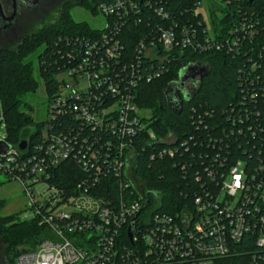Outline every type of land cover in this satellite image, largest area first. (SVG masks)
<instances>
[{
  "label": "built area",
  "instance_id": "1",
  "mask_svg": "<svg viewBox=\"0 0 264 264\" xmlns=\"http://www.w3.org/2000/svg\"><path fill=\"white\" fill-rule=\"evenodd\" d=\"M141 7L136 0L96 6L103 21L76 40L83 44L80 52H67L70 63L56 73L58 88L49 100L48 118L34 152L29 153L27 141L24 149L17 143L0 152V174L17 181L26 197L20 218L36 219L50 231L33 249L18 252L15 264H225L239 256L235 245L245 234L259 248L250 253V264H264V137L258 118L233 119V127L227 129L213 119L205 121L202 113H209L194 108L193 131L188 135L178 138L168 131L159 136L148 128L149 115H141L136 96L138 84L152 74L142 72L139 61L126 65L118 60L117 33ZM173 25L161 29L159 50L141 41L142 56L164 65L175 57L178 46L191 53L241 48L254 31L241 16L219 40L210 27L195 37L186 26L179 30L183 37L178 40ZM63 36L65 42L73 39ZM180 70L186 77L177 85L178 94L187 100L208 65L191 56L174 80ZM80 78L83 85L71 83ZM63 119L74 120L75 125ZM86 129L92 134L86 136ZM139 134H144L145 145L156 148L149 152L150 159L187 155L195 162L191 174L198 186L193 187L190 204L162 210L159 191L146 188L135 176L139 153L133 140ZM233 134H246L255 154L248 159L231 156ZM0 138L6 141L5 134ZM161 144L165 147L159 148ZM242 151L246 153L243 147ZM67 160L84 172L70 185L52 179L56 166ZM173 165L186 171L182 160Z\"/></svg>",
  "mask_w": 264,
  "mask_h": 264
},
{
  "label": "trees",
  "instance_id": "2",
  "mask_svg": "<svg viewBox=\"0 0 264 264\" xmlns=\"http://www.w3.org/2000/svg\"><path fill=\"white\" fill-rule=\"evenodd\" d=\"M90 1V10L97 13L98 4L112 0ZM136 1L141 3V11L131 13L120 32L117 33L120 44L118 60L126 65L131 61H139L141 71L152 74L149 80L144 78L138 84L136 96L138 107L149 110L146 120L148 128L159 136H164L171 131L181 138L193 131L190 118L195 108L201 112L205 109L209 113V116L202 113L205 121H208V118L213 119L227 129L233 127V119L258 118V129H262L261 136L264 137V0H220L222 2L219 8L220 15L210 13L209 27L213 38L218 40L228 33L230 27L240 21L241 16H245L254 26L253 37L250 41L243 43L241 48L230 46L221 50L212 48L191 53L186 52L184 47L178 46L175 49V57L164 65L142 56L139 52V43L143 41L146 46L154 45L159 50L161 29L173 24L176 25L175 32L178 40L183 37L179 33L183 26L188 27L189 35L193 34L195 37L204 35L207 32V25L202 13L197 11L200 0H148L149 4L145 3L146 0ZM88 29L87 25L74 22L70 14L65 12L60 15L58 23L43 30V37H41L42 32H36L25 46L23 44L17 50L2 54L0 59L1 119L6 128V142L10 145H16L24 139L27 141L29 153H33L44 121H33L30 114H24L23 106L27 105L20 97L28 91L35 90L36 81L33 72L32 74L28 72L29 63L21 58L23 51L30 44H34V47L37 45V48L43 47L38 54V71L43 79L46 97L50 100L58 88L56 73L65 63L67 65L70 63L67 52L77 54L82 50L83 44L76 40L87 34ZM63 35L73 39L65 42ZM59 37H62V41L57 45L55 41L57 42ZM251 47L254 48V52L250 51ZM191 56L195 60L207 63L208 73L199 81V87L192 95L186 101H182L181 111L176 113L165 106L163 90L169 81L177 77L179 68ZM155 71L157 76L153 74ZM62 121L75 125L74 120L63 119ZM29 125H37V127L29 131L27 129ZM85 134L89 136L92 132L86 129ZM231 137V156H242L248 159L250 153L255 154L256 149L249 147V138L246 134L243 136L233 134ZM143 138H145L144 134H139L134 136L133 140V145L139 153L135 176L143 181L146 188L159 191L162 210L170 212L173 205L187 202L190 204L193 187L198 186L191 174L195 162H191L187 155H183L182 158L155 156L154 159H150L149 152L156 148L145 145ZM143 145L145 148L141 150ZM163 147H165L164 144L159 146V148ZM242 147L245 148L246 153L242 151ZM176 160H182L185 163L186 171L173 165ZM83 173L75 161L67 160L56 166L52 179L62 180L70 185L77 182ZM109 189V193L113 194L114 189ZM185 191L187 196L184 195ZM49 236L50 231L36 219H20L13 214L0 216V248L8 258L6 259L8 264H15V256L22 251H16V245H26L27 248L23 250L33 249L40 240ZM235 249L239 256L228 258L225 264H250V253H256L259 248L255 244V239L250 234H245L235 245ZM9 252L15 253L7 257Z\"/></svg>",
  "mask_w": 264,
  "mask_h": 264
},
{
  "label": "rangeland",
  "instance_id": "3",
  "mask_svg": "<svg viewBox=\"0 0 264 264\" xmlns=\"http://www.w3.org/2000/svg\"><path fill=\"white\" fill-rule=\"evenodd\" d=\"M41 6L35 12L36 15L28 16L24 21V26L30 28L29 35L24 40V46L36 35V32H42L41 37L44 35V29L50 25L56 24L59 21L60 15L67 12L70 14L74 22H80L89 27L91 30L94 27H99L103 21V17L99 13H93L90 10V0H44ZM222 2L218 0H200L197 11L202 13V17L209 28L210 13L220 15L219 8ZM33 19V20H32ZM44 30V31H43ZM87 30V31H88ZM39 34V33H38ZM25 48V47H24ZM43 47H34L30 44L21 57L24 62L29 63V74H32L36 81L35 90L28 91L20 97V99L27 105L23 106L24 114H30L33 121H43L47 118L48 99L45 94V87L43 79L38 71V54ZM197 61V60H196ZM198 66V65H197ZM196 67V66H195ZM84 78H80L78 82L72 79L71 83L75 85H83ZM48 100V101H47ZM141 115H149V110L140 109ZM1 101H0V137L6 133L5 125L1 119ZM34 125H29L27 129L32 131L36 128ZM26 204V197L23 194L21 185L15 180H7V178L0 174V216L17 215L18 218L22 215L24 206ZM71 209V206H65L66 212ZM21 219V218H20ZM16 251L27 248L26 245H16ZM15 252H9L7 257ZM6 255L0 251V264H8Z\"/></svg>",
  "mask_w": 264,
  "mask_h": 264
},
{
  "label": "flooded vegetation",
  "instance_id": "4",
  "mask_svg": "<svg viewBox=\"0 0 264 264\" xmlns=\"http://www.w3.org/2000/svg\"><path fill=\"white\" fill-rule=\"evenodd\" d=\"M27 1L33 0H0V59L3 53L17 50L24 44L30 32V28L24 26V21L28 16L36 15L41 3L45 2L38 0L29 4Z\"/></svg>",
  "mask_w": 264,
  "mask_h": 264
},
{
  "label": "water",
  "instance_id": "5",
  "mask_svg": "<svg viewBox=\"0 0 264 264\" xmlns=\"http://www.w3.org/2000/svg\"><path fill=\"white\" fill-rule=\"evenodd\" d=\"M38 0L33 1H27L29 4H34ZM194 66L188 67V70H193ZM208 73V70H202V73L200 74L199 79L201 80L202 77L206 76ZM185 74L183 70L179 71L178 79L177 80H171L166 84L165 89L163 90V101L165 106H167L170 110L179 113L182 108V97L178 94V88L177 85L179 81H182L185 79ZM186 101V100H185ZM10 144L6 142L5 140L0 138V152H4L9 148ZM26 146V140H20L18 142V148L24 149Z\"/></svg>",
  "mask_w": 264,
  "mask_h": 264
}]
</instances>
